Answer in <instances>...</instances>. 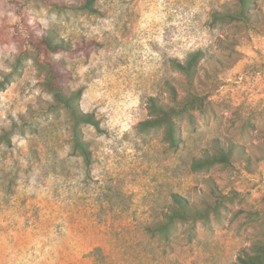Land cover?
<instances>
[{
  "label": "clouds",
  "instance_id": "9594fccd",
  "mask_svg": "<svg viewBox=\"0 0 264 264\" xmlns=\"http://www.w3.org/2000/svg\"><path fill=\"white\" fill-rule=\"evenodd\" d=\"M85 3L0 0V137L8 135L7 143L0 142V180L7 189L0 190V202L6 201L0 228L9 241L3 264H48L56 258L72 236L68 221L51 220L35 233L39 239L15 248L12 230L27 233L34 224L17 198L43 196L70 207L82 192L98 195L106 178L136 161L150 137L158 134L141 128L153 118L148 112L153 98L169 113L183 140L184 121L190 115L199 123L197 132L204 131L195 112L186 113L179 97L170 103L161 85L179 94L181 66L200 52L199 69L205 58L216 54L222 34L212 23L215 6L205 0H94L93 12L83 7ZM254 4L251 11L258 12L264 0ZM59 87L68 96L78 94L80 114L95 121L80 120L78 125L90 161L76 147L77 120L58 99ZM245 107L249 115L240 140L226 135L216 139L229 142L234 152L243 151L256 171L264 162V144L256 143V133H264V108L250 101ZM37 123L38 131H33ZM42 142L51 148L46 155ZM175 151L188 162L182 144ZM171 191L189 198L176 185ZM165 203L174 206L170 199ZM33 211L42 221L45 214L39 205Z\"/></svg>",
  "mask_w": 264,
  "mask_h": 264
},
{
  "label": "rangeland",
  "instance_id": "374dc122",
  "mask_svg": "<svg viewBox=\"0 0 264 264\" xmlns=\"http://www.w3.org/2000/svg\"><path fill=\"white\" fill-rule=\"evenodd\" d=\"M205 2L215 6L212 23L222 37L216 54L200 64L193 87L181 71L178 97L193 90L207 98L202 110L192 111L204 131L197 132L195 116L184 121L180 145L188 162L177 155L179 147L170 146L163 128L154 129L158 134L150 137L147 150L136 161L114 170L96 190L98 195L82 192L70 207L43 196L17 198L16 203L27 208L25 215L33 217L34 224L27 233L12 230L15 248L39 239L35 233L57 217L68 221L72 236L48 264H235L263 238L264 162L253 171L243 151L234 152L229 142L220 143L216 136H232L239 141L247 127L246 102L264 108V4L246 19L239 13L237 0ZM250 7H255L254 0ZM161 90L173 103L172 87L162 84ZM148 112L151 115L150 105ZM38 127V123L33 125V131ZM52 142L58 138L52 137ZM256 143L264 144V133H256ZM40 147L45 155L51 151L47 142ZM229 149L233 150L231 164L193 170L194 157ZM173 185L188 194L190 199L184 198L188 203L209 215L195 224L179 223L167 236L153 234L150 228L167 218L169 206L165 202H173ZM0 190H7L3 180ZM5 203L0 202V212ZM36 205L45 214L42 221L35 217ZM8 242L0 228V264Z\"/></svg>",
  "mask_w": 264,
  "mask_h": 264
},
{
  "label": "trees",
  "instance_id": "16d2710c",
  "mask_svg": "<svg viewBox=\"0 0 264 264\" xmlns=\"http://www.w3.org/2000/svg\"><path fill=\"white\" fill-rule=\"evenodd\" d=\"M240 15L243 18L250 19L251 14V0H242ZM84 8L94 11L93 8V0H88L87 3L84 4ZM203 59V53H196L190 57L188 64L186 66H181L180 69L188 79L190 85L194 86V80L197 77V71L199 61ZM55 84V76L52 84ZM173 103H177L178 101V93L176 88H173ZM78 98V94L74 96H68L65 94V89L63 87L58 88V99L62 101L66 106L72 109L73 115L77 120V125L74 128L75 136H76V147L83 152L86 158L89 159L91 157V153L88 150V145L82 141L81 133L79 130V121L80 120H88L91 122H95L93 117L88 116L84 117L80 114L78 110V106L76 104V100ZM206 97L198 94L197 92L190 90L188 94L179 98V103L182 104L183 109L186 113H190L193 110H202L206 105ZM151 107V116L153 117L151 120L146 121L141 125L143 130L150 129H159L163 128L165 131L166 140L170 143V146L174 149H177L180 146L182 141L181 134H178L177 129L170 122V115L168 112L164 111L160 105L159 100L153 98L150 101ZM51 111H55L54 108ZM98 126V125H97ZM8 135L5 134L4 137H0V142L7 143ZM10 142V141H9ZM233 150H222L220 152H216L214 154H209L204 157H200L196 159L193 164V170H201L204 168H210L216 164L224 163L231 164L232 162ZM173 204L174 206H169L166 219L164 221L158 222L155 226L150 228V231L153 234L160 233L164 236H167L171 231L179 224V223H193L195 224L201 218H207L208 212L205 210L201 211L199 208L193 203H188L184 198L174 193L173 195ZM235 264H264V235L263 238L257 241L251 249V252H246L243 256L239 257V262Z\"/></svg>",
  "mask_w": 264,
  "mask_h": 264
}]
</instances>
